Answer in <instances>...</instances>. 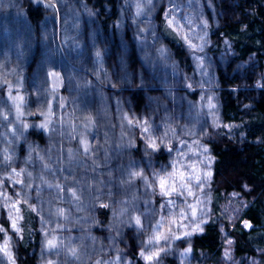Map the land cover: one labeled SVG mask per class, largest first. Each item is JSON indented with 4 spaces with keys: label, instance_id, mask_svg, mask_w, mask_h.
Listing matches in <instances>:
<instances>
[{
    "label": "rangeland",
    "instance_id": "1",
    "mask_svg": "<svg viewBox=\"0 0 264 264\" xmlns=\"http://www.w3.org/2000/svg\"><path fill=\"white\" fill-rule=\"evenodd\" d=\"M20 2L42 10L44 17L39 25L22 15L24 11ZM141 2L143 7L136 11L133 8L135 12L132 16L136 22L143 19L141 28L144 33L147 24L154 25L153 16L161 7L159 15L163 25L173 32L178 44L187 53L189 62L192 64L195 61V73L200 74L197 65L201 68L204 59L210 60L212 70V63L216 58L225 62L233 57L229 41L225 38H214V33L211 32L212 29L217 30L214 24L201 21L196 17V14L200 13L190 10L194 4L193 8L199 9L203 14L204 8L200 0H135L133 3ZM77 3L78 0H0V229H3L0 231V264H18V247L24 231V207L37 214V232L31 240V254L36 257L38 264H63L71 254L78 264H169L170 260L174 261V257L175 264H260L255 257L244 258L242 261L236 259L231 250L232 240L224 229V223L235 222L245 206V200L239 193L226 194L219 208L217 220L223 249L217 260L210 261L206 254L195 251L193 237L202 232L208 219L214 215L210 206L213 158L202 136L211 131L208 133L210 138L223 127L228 137L236 138L237 141L243 140L242 134L235 133L239 124L223 120L217 97L223 90L233 93L240 90L245 93L250 89H264V68L262 71L256 70L252 63L251 83L240 82L233 87H222L215 78L197 81L196 76L189 73L188 69H182L184 74L180 81L171 83L174 87L165 91L159 88L157 83L152 85L154 83H149L148 80H136L137 85L130 83L125 84L126 87H120L135 93L136 90L144 91L142 106L147 112L143 115L127 110L122 115V130L126 128L129 132L128 143H132V147L139 143L140 155L131 158L123 167L120 166L117 172L118 165L109 158L105 150L107 141L101 138V135L104 136L105 127L101 132L96 124L93 125L95 116L103 115L101 112L93 115L92 120L88 122L89 115L82 110L86 102H98L95 98L96 91L110 98L111 92L115 93V104L121 103L124 106L133 98H130V95L120 96L119 89L109 91V88L114 87L106 83L104 74L107 71L103 64L107 61L104 53L103 57L99 56L98 59L94 56L97 50L94 35L93 40L87 33L79 32V35L87 37L85 40L88 47L85 48L75 50L72 43H69L70 37L66 32L67 17L64 14L72 9H80V5L76 6ZM127 3L122 0L121 6L126 9ZM7 18L12 21L10 26L5 22ZM93 20L96 26L97 17L94 16ZM129 21H132L131 16ZM169 21L172 22L171 25ZM13 24L20 27L16 28ZM160 25L161 23L157 24L158 34L166 41ZM115 26H118V22H115ZM24 29L28 31L27 37L21 34ZM52 34L57 49L48 45L49 42L50 45L52 43ZM91 40L93 42H90ZM39 45H42L48 54L52 51L55 54L60 52L68 64L64 67L58 55L51 60L52 63L55 62L53 65H48L51 62L45 61L46 67L33 62ZM79 55L87 60L83 66L88 70L82 73L74 72L68 62V57L76 59ZM52 73L56 75L53 76ZM145 83L151 86H142ZM192 93L196 97L191 101L189 97ZM18 97L23 99H17ZM186 99L193 102L194 110L186 114L182 110L176 113L178 117H182L178 121L184 126V133L180 139L172 141L171 135L166 136V133L159 130L151 117H154L155 113L164 116L168 109L174 110L173 102ZM148 105L156 107V110L149 109ZM109 106L114 108L112 103ZM242 108L247 112V104H242ZM108 116L112 115L109 113ZM83 123L86 125L79 128L78 124ZM42 124L47 126L42 128ZM144 127H149L148 132L144 131ZM191 128L197 132H193ZM97 130L99 135L95 137ZM106 130L108 132L109 127ZM32 133H41L43 142L29 137ZM59 137L64 140L60 146H49ZM151 142L155 143V149L150 146ZM65 143L70 148L65 146ZM79 150L86 156L84 159L88 158L94 162L90 171L93 172L92 177L98 178L100 184L97 193L92 194L91 200L83 205L82 210L89 207L92 208L91 212L82 217L80 224L76 220L70 223L68 220L73 218L71 216L62 222L52 221V212H48V206L52 205V202L43 197V192L45 188L51 191L56 188L51 183L44 184V171H50L53 168L50 162L54 163L56 159H61L63 164L69 167L78 166ZM23 151L31 156L28 162L24 160L26 152ZM67 151L69 153L66 154ZM103 151L109 162L101 164L100 161L105 159L102 156ZM160 151L165 155L162 160L154 157ZM32 172L36 173L33 178L30 176ZM62 172L66 175L70 171L64 168ZM160 177H164L176 191H171L170 188L168 196L162 195ZM119 182L124 185L133 183V199L119 197ZM67 193V190L63 191V195ZM60 200L63 205L52 206L56 214L60 210L66 211V201ZM100 210L106 213L101 215ZM137 217L140 224L136 223ZM14 220L19 232L12 227ZM249 227L250 225L245 224L246 229ZM127 230L137 233L133 234L136 238V260H131L122 248L125 239H119L116 235L120 231L126 236ZM160 234L168 239L157 241L155 238ZM48 241H52L55 246H49ZM5 242L7 251L2 250ZM94 246L97 250L91 251L90 247ZM153 253H158V256L151 261L145 259Z\"/></svg>",
    "mask_w": 264,
    "mask_h": 264
},
{
    "label": "trees",
    "instance_id": "2",
    "mask_svg": "<svg viewBox=\"0 0 264 264\" xmlns=\"http://www.w3.org/2000/svg\"><path fill=\"white\" fill-rule=\"evenodd\" d=\"M130 1L132 0H123L125 4L128 2L125 5L127 6L125 9L121 6L122 0H78L76 6L80 5V9H72L64 14L67 17V29H65L70 37L69 43H72L73 48L77 50L80 47H88L85 40L87 37H84L83 34L79 35L80 31L87 33L92 39L95 37L97 43L95 48L97 50L94 52V56L98 59L99 56L103 57L102 53H104V57L108 62L104 63L103 66L107 71L104 74L107 80L106 83L112 85L110 87H114L109 88V91L119 89L120 96L130 95V98H133L132 101L127 103V106H124L121 103L115 104L117 99L115 93L111 92L110 98L96 91L95 98L98 99V102L94 100L92 102L88 101L89 103L86 102L82 110L88 113V122L92 120L93 115H98L100 112L104 116H95L93 125L96 124L98 130L101 129V132L103 127H105L104 136L101 135V138L107 141L105 150L109 158L118 165L117 172L120 166L123 167L131 161V158L140 155L139 143L136 144V147H132V143H128L127 134L129 132L126 128L124 131L122 130V126H124L122 115L127 110L143 115L147 112V109L142 106L144 91L136 90L135 93L132 90H123L120 87L130 83L136 84V80L140 82L148 80L149 83H154L152 85L157 83L158 87L165 91V89L174 87L171 83L174 84L180 81L184 74L182 69H188L189 73L196 76L197 81L201 80L203 82L215 78L222 84V87H233L240 82L249 81L251 83L253 76L252 63L256 70L262 71L264 68V0H200L204 8L203 14L199 9L193 8L195 7L194 4L191 6L190 10L193 9L194 12L200 13V15L195 13L198 19L200 18L201 21H206L210 25L214 24L217 29L216 31L211 30L214 33V38L227 39L233 51V57L230 60L226 59L225 62H222L216 58V62L212 63V70L210 69V60L204 59L201 68L197 65L198 71H201L200 74L195 73L193 70V67L195 68L193 63L196 64L195 61L192 64L189 62L187 53L178 44L173 32L167 30L163 25L159 15L161 7L158 8L159 10L153 16L154 25L147 24L144 28V33L143 28H141L143 19L141 18L142 20L140 19V21L136 22L134 16H132L136 10H140L143 7V3L134 4L135 0L132 3ZM188 1L192 2V0ZM20 6L24 11L22 15H26L30 22L39 25L44 17L42 10L21 2ZM94 16L97 17L98 23L96 26L93 20ZM129 16H131L132 21H129ZM13 17L16 19L14 15ZM6 21L10 26L12 21L9 18ZM115 22H118V26H115ZM158 23H161L160 28L165 35L166 41L162 40L158 34ZM13 26L16 28L20 27L18 24H13ZM0 27L2 28V25ZM21 34L27 37L28 31L24 29ZM53 36L52 34L51 45L49 44L50 42L48 45L56 48ZM93 40L90 42H93ZM26 42L28 43L27 40ZM29 45L31 47V44ZM43 48L42 45L37 47V55L34 56L33 62L38 63V65L41 63L42 66L46 67L45 61L51 62L48 65H53L55 62L52 63L51 60L54 57L57 58L58 55L64 67L68 64L60 52L55 54L52 51L48 54V51ZM68 62L71 64L69 67L76 73L88 70L83 66L87 63L86 58L84 59L80 55L79 58L76 56V59L68 57ZM142 86H151V84L145 83ZM121 91H127V93H121ZM195 97L196 95L192 93L189 98L192 101L195 100ZM217 99L223 120L227 123H238L239 127L235 130V133L242 134L243 140L237 141L236 138L228 137L223 127L219 128L218 132L215 133L216 135H212L210 138H208V133L211 131L202 136L213 158L210 206L214 215L208 219L202 232L193 237V247L195 251L206 254L210 261L217 260L220 257L223 241L217 220L219 208L226 194L239 193L245 200V206L239 212L235 222H231L232 224L224 223L225 232L232 240V254L241 261L244 258L255 257L260 264H264V89H250L245 93L240 90L235 93L223 90ZM111 103L114 108L109 106ZM242 104H247V109H245L247 112L243 110ZM192 105L193 102H189L187 99L177 103L173 102L174 110L168 109V111L164 112L165 110L163 109L164 116L154 112L155 115L151 117V120L155 123V126H158L159 130L166 133V136L170 134L172 141H177L176 138L180 139L184 133V126L180 125L178 121L182 117H178L176 113L179 110L184 111L185 114L192 112L194 110ZM148 106L149 109L154 108L151 105ZM109 113L112 115L111 117L108 116ZM74 123L71 122V124ZM85 125L86 123L78 124L79 128H83ZM87 127H89L88 124ZM107 127H109L108 132L106 130ZM192 130L197 132L195 129ZM89 132L86 131V133ZM81 133L84 134L83 132ZM98 135L99 131L95 137H98ZM29 137L40 142H43L44 139L41 133H32L29 134ZM63 141L59 137L49 146H60ZM44 145L46 146V144ZM65 146L69 147L67 143H65ZM133 148L135 151H133ZM102 156L105 158L104 151ZM164 156L163 152L160 151L154 157L162 160ZM29 157L31 158L30 154L26 152L24 160L28 162L31 160ZM77 157L79 159L76 167H69L67 164H63L61 159H56L54 163L50 162L53 168L50 171H44V184L51 183L56 188L55 191L45 188L43 192L45 193L43 197L48 198V202H52V205L48 206L50 209L48 212H52V221L62 222L63 220H68L69 216H71L73 218L68 220L70 223L76 220L80 224L82 217H86L91 212L92 208L82 209L83 205L91 200V195H95L98 190V178L92 177L93 172L90 171L93 169L94 162L88 158L84 159L83 157L86 156L80 150ZM154 157L151 158L155 160ZM100 162L103 164L109 161L105 158ZM64 168L70 171L69 174L63 175L62 171ZM56 169L59 170L57 171ZM35 175V172L30 173L31 178ZM133 187V183L124 185L119 182L117 185V191H121L119 197H127V200L133 199ZM64 190L68 192L65 195H63ZM72 193L76 195L74 196ZM89 196L90 198H87ZM60 199L66 201V211L60 210L56 214L52 206L63 205L61 204L63 201ZM63 212L66 213L63 214ZM105 213V211L100 210L101 215ZM245 224L250 225V227L246 229ZM23 228V239L18 247V264H38L36 257L31 254L33 248L31 240L37 232V214L27 207H24L23 210ZM131 230H127L126 236L121 234L120 231L116 235L119 239H125L122 248L125 249L131 260H136V238H134L133 234L137 233ZM129 232L130 235L127 236ZM90 250H97V247H90ZM72 258L73 255L71 254L63 264H78ZM173 259L174 261L168 260L169 264H175V257Z\"/></svg>",
    "mask_w": 264,
    "mask_h": 264
},
{
    "label": "snow or ice",
    "instance_id": "3",
    "mask_svg": "<svg viewBox=\"0 0 264 264\" xmlns=\"http://www.w3.org/2000/svg\"><path fill=\"white\" fill-rule=\"evenodd\" d=\"M171 23H172V22L169 21V24H170V25H171ZM52 75L55 76L56 74H55V73H52ZM17 99L22 100L23 98H22V97H18ZM210 107H214V105H210ZM129 122L132 123V121H129ZM145 123H146V122H145ZM46 126H47L46 124H42V125H41L42 128H43V127H46ZM144 131H145V132H148V128H147V127H144ZM150 146H151L153 149L156 148V145H155L154 142H151V143H150ZM205 151H207V149H205ZM208 175H211V174L208 173ZM159 186H160V188H161V190H162L161 194L164 195V196H168V195L170 194V193H169V189H170V188H171V191H176V189H175L174 187H172L164 177H160V178H159ZM185 187H186V185H185ZM191 194H192V193H191V191L189 190V195H191ZM72 195L75 196L76 194H75V193H72ZM193 215H195V212H193ZM136 223H137V224H140V219H139L138 217H137V219H136ZM246 226H247V225H246ZM12 227H13L14 230H16L17 232H19V228H18V226H17L15 220L13 221ZM0 231H3V229H0ZM177 238H179V237H177ZM155 239H156L157 241H159L160 239L167 240L168 237L163 236V234H160V235H158ZM152 242H153V241H149V243H152ZM48 244H49V246H52V247L55 246V245L53 244L52 241H48ZM2 250L7 251V242H5L4 248H3ZM73 254H75V253L73 252ZM141 255H143V253H142ZM155 256H158V253H153L152 255L145 257V259L151 261Z\"/></svg>",
    "mask_w": 264,
    "mask_h": 264
}]
</instances>
